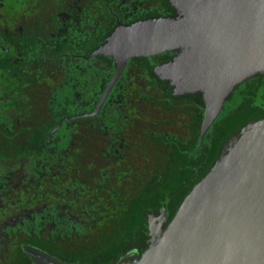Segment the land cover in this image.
Masks as SVG:
<instances>
[{
	"label": "flooded vegetation",
	"instance_id": "1",
	"mask_svg": "<svg viewBox=\"0 0 264 264\" xmlns=\"http://www.w3.org/2000/svg\"><path fill=\"white\" fill-rule=\"evenodd\" d=\"M163 6V0H0V264H139L173 219L178 175L169 191L158 152L146 156L155 181L131 175L141 169L132 165L130 139L158 141L163 128L131 123L121 107L127 103L108 100L123 90L116 83L125 68L94 113L116 71L108 78L100 67L116 63L110 56L89 58L119 23L159 16L150 13ZM171 58L153 63L160 80L154 67ZM243 82L258 87L256 113L264 117V72ZM118 105L124 117L109 116ZM203 110L202 118L191 113L183 125L175 123L173 136L181 124L180 137L192 138L201 118L200 146L210 129L200 139ZM68 138L76 139L74 148L56 149ZM85 138L92 149H84ZM85 156L93 180L83 179ZM68 160L74 173L64 168Z\"/></svg>",
	"mask_w": 264,
	"mask_h": 264
},
{
	"label": "water",
	"instance_id": "2",
	"mask_svg": "<svg viewBox=\"0 0 264 264\" xmlns=\"http://www.w3.org/2000/svg\"><path fill=\"white\" fill-rule=\"evenodd\" d=\"M169 1L175 14L119 23L92 51L116 63L94 113L129 59L175 51L154 71L174 95H202V139L235 87L264 72V0ZM139 264H264V117L225 144Z\"/></svg>",
	"mask_w": 264,
	"mask_h": 264
},
{
	"label": "trees",
	"instance_id": "3",
	"mask_svg": "<svg viewBox=\"0 0 264 264\" xmlns=\"http://www.w3.org/2000/svg\"><path fill=\"white\" fill-rule=\"evenodd\" d=\"M163 4L164 6L162 10L156 12L158 9L153 8L154 10L152 9V13L150 14L161 16L176 13L175 8L171 5L169 0H163ZM175 53V51H168L154 57H135L130 59L127 62L123 75L116 83V88L121 86L123 90L119 89L112 91L108 100L126 102L127 105L122 104L121 107L127 109V119L131 123L139 125L150 124L152 122V126H160L163 128L162 132L165 137H161L158 141L156 139H147V144H141V142H143L141 138L130 139V141L132 140V143L136 144L131 148L138 150V152L135 149L132 150V165H136L141 169L132 170L131 175L133 181H141L145 176L146 179L153 176L152 181H155L156 172L149 169L147 170L149 162L147 161L146 156L150 155L151 151L156 150L154 153L158 152V155L163 159L162 170L163 174L167 176L164 180L169 181V191H171V184L174 175H178V191L180 196L175 205V207L178 208L184 197L191 192L194 185L202 180L214 168L221 158L225 144L232 138V136L237 134L249 121L262 117L259 113H256L257 110H260L258 108L260 101L256 94L258 87L256 88L246 82L238 84L227 97L220 115L206 133L201 145L198 146V132L202 118L201 112L202 108L204 109L202 95L196 93L186 94L184 96H174L172 93L173 87L170 85L169 81L160 80L154 75L152 69L154 62L167 60ZM99 58L103 57L99 56ZM115 68V64L114 68L111 66H101L100 73L101 75L107 73L108 78H110ZM101 91L102 89L98 95L101 94ZM112 109H114L115 113L108 114L109 116L116 118L124 117L123 113L118 112L119 105ZM191 113H194V115H200L201 117L198 123H194V127L196 128L193 130L192 138L182 139L180 137V135H183L181 124L179 129L180 134L178 137H174L173 135H177L174 133V130H176L175 123L183 122V125L188 121H184V119L188 118ZM65 125L70 127V125L73 126L74 123L66 122ZM70 131L71 134L76 132L75 129L71 128L68 132ZM145 131L146 130H142L141 133H144ZM89 132L91 131L89 130ZM69 138L65 144L60 141L58 144L61 146H57L56 149L74 148L76 145V139L69 140ZM148 145L150 146V149L147 148ZM83 147L84 149H92L93 141L90 138H85ZM145 149L150 152H145ZM161 149L162 152L159 153V150L161 151ZM92 157V153L89 152V159ZM84 158V161L80 163L81 165H85L84 170L87 168V171H84L83 179L93 180L95 175L92 171V163L88 164V157L85 156ZM64 166V168H69L68 171L74 173L69 160ZM62 171L67 172L65 170ZM193 173L196 174V178L192 183L185 186L186 182H189L190 180V175ZM40 179L42 180L43 178H37L34 176L32 181ZM26 191H28V189H26ZM165 193H167V191L164 192V196H166ZM140 195L147 196L145 191ZM26 196H28V193H26ZM24 220H26V222L28 221L27 218ZM20 229L27 230V225H20Z\"/></svg>",
	"mask_w": 264,
	"mask_h": 264
},
{
	"label": "rangeland",
	"instance_id": "4",
	"mask_svg": "<svg viewBox=\"0 0 264 264\" xmlns=\"http://www.w3.org/2000/svg\"><path fill=\"white\" fill-rule=\"evenodd\" d=\"M130 260H131V259L127 260V264H131Z\"/></svg>",
	"mask_w": 264,
	"mask_h": 264
}]
</instances>
